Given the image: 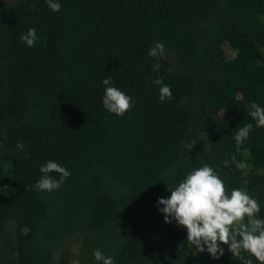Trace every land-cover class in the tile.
Instances as JSON below:
<instances>
[{
    "label": "trees",
    "instance_id": "1",
    "mask_svg": "<svg viewBox=\"0 0 264 264\" xmlns=\"http://www.w3.org/2000/svg\"><path fill=\"white\" fill-rule=\"evenodd\" d=\"M61 4L0 0V264H95L96 248L117 264H242L227 245L219 259L199 253L156 200L208 163L264 216V127L247 112L264 105V0ZM29 27L39 36L31 48L19 38ZM157 40L164 54L149 57ZM157 75L170 100H159ZM106 76L135 100L124 116L102 107ZM248 122L237 150L233 134ZM49 159L71 175L36 191Z\"/></svg>",
    "mask_w": 264,
    "mask_h": 264
},
{
    "label": "clouds",
    "instance_id": "2",
    "mask_svg": "<svg viewBox=\"0 0 264 264\" xmlns=\"http://www.w3.org/2000/svg\"><path fill=\"white\" fill-rule=\"evenodd\" d=\"M47 7L53 12L62 8L61 0H45ZM20 40L29 48L35 46L39 40L37 31L29 27L20 34ZM165 45L157 40L149 47V57H162ZM159 70L161 65H152ZM103 88L101 97L102 107L110 114L124 116L130 110L135 100L122 89L118 88L111 76L104 77L100 82ZM159 86V100L172 98L169 84L157 75L152 81ZM248 115L255 122V127H264V105L251 101L247 109ZM253 123H245L233 134L236 149L242 145L250 135ZM17 149L23 150L24 144L17 141ZM231 161L237 169L244 170L247 164L237 160L235 154ZM228 164V160L224 161ZM40 177L35 182V190L52 192L71 175V171L57 160H45L39 166ZM51 173L58 174L56 176ZM171 175V173H169ZM168 196L157 197V210L163 214L165 223H175L186 230V238L201 252H207L211 258L219 259L225 252L224 245L232 256L242 264H253L251 257H255L260 264H264V216H260L261 204L246 188L234 187L230 190L217 169L208 163L190 168L174 187L166 185ZM249 254L248 257L242 255ZM95 264H117L114 256L99 248L92 252Z\"/></svg>",
    "mask_w": 264,
    "mask_h": 264
},
{
    "label": "rangeland",
    "instance_id": "3",
    "mask_svg": "<svg viewBox=\"0 0 264 264\" xmlns=\"http://www.w3.org/2000/svg\"><path fill=\"white\" fill-rule=\"evenodd\" d=\"M10 1H12V0H10ZM224 47H225V49H226V52H227L228 57L232 58V57L235 56V52H234V50H232V49L229 47V45L226 44ZM78 248H79V246H76L74 250H78ZM73 264H79V263H78V261L75 259V260L73 261Z\"/></svg>",
    "mask_w": 264,
    "mask_h": 264
}]
</instances>
